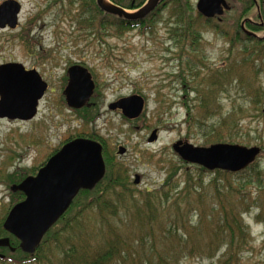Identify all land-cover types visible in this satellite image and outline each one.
Masks as SVG:
<instances>
[{"label": "rangeland", "instance_id": "obj_1", "mask_svg": "<svg viewBox=\"0 0 264 264\" xmlns=\"http://www.w3.org/2000/svg\"><path fill=\"white\" fill-rule=\"evenodd\" d=\"M5 1L0 0V4ZM15 1L21 5L18 25L13 30H0V65L18 63L26 70H35L47 84V89L38 104L36 117L31 121L0 118V239L8 238L11 244V235L3 230L2 225L10 209L24 199L22 193L11 191V186L20 184L26 178L22 176L27 170L36 168L32 175L35 176L49 157L68 141L83 138L105 143L103 179L110 169L112 177L124 183L128 207L129 199L136 204L134 208H142L143 199H146L149 206L157 210V220L149 231L135 225L125 227L126 221L132 220V210L120 209L118 212L123 221L121 227H125L122 233L130 235L138 254L166 256L171 253L174 256L173 252H176L179 253V264H220L218 260L225 247H217V242L212 239L219 224L218 213L222 214L213 209L218 201L213 195L216 187L212 181L217 176L207 170L201 173V167L183 162L172 150V145L178 141L203 148L217 144L214 143L216 134H205L212 124L225 119L227 126L216 132L226 142L218 144L260 148L256 163L264 177V140L260 139L264 136V66L257 77L248 68H234L233 76L217 87L216 99L209 103L205 112L200 103V96L203 93L208 95L204 80L210 78L214 70L227 65L224 62L230 49L227 37L232 36L239 22L235 16L240 6L234 0H226L230 7L234 5L233 9L226 12L221 21L210 19L212 28L200 25V35L192 46L193 51L187 43L176 41L171 35L173 19L169 15L173 5L169 0H166L165 9L150 23L121 36H115L113 29L102 33L104 28H98V17L90 0ZM188 1L196 16L198 0ZM256 1L257 9L261 2ZM105 3L110 4L108 0ZM244 19L256 22L251 14ZM215 27L218 28L216 31ZM255 36L263 39L264 31ZM72 65L83 66L91 75L95 88L88 102L89 108L72 110L66 105L63 96L67 86L65 75L66 69ZM240 75L245 82L242 85L235 81ZM246 92L258 93L261 104L248 103ZM130 96H139L144 101L138 118L128 120L119 110H108L109 104ZM188 112L194 119L187 120ZM153 131H156V140L149 143ZM118 148H123L125 153L118 155ZM243 171L228 176L233 187L240 191L236 189L233 195L225 194L222 207L231 211L229 206L232 205L234 210L239 209L240 219L249 231V248L240 253L238 264H264V225L256 219L258 207L250 204L244 207L243 200H238L243 197L245 202L246 198L250 201L252 196L246 197L249 192L254 199L259 197L257 204L264 207V195L258 196L254 185L247 184L246 176L241 174ZM10 176L19 181L11 184L10 179H6ZM136 176L138 184H134ZM188 176L191 178L189 182L186 181ZM169 177L174 182L173 196L183 193L186 187L193 191L202 184L203 189H199L202 190V200L198 203L192 198L187 200L189 204L182 200L177 204L180 208L177 214L174 212L177 205L159 203L153 193L161 188L166 192ZM216 186H224L222 178ZM203 212L208 220L201 225L198 216ZM171 225L187 235L186 250L166 249V231ZM1 230L6 235H2ZM223 230L220 225L218 231ZM139 238L144 242L153 239V252H150L149 244L140 247L143 244ZM7 251L11 252L8 248H0L3 257ZM0 264L17 263L0 260Z\"/></svg>", "mask_w": 264, "mask_h": 264}, {"label": "trees", "instance_id": "obj_2", "mask_svg": "<svg viewBox=\"0 0 264 264\" xmlns=\"http://www.w3.org/2000/svg\"><path fill=\"white\" fill-rule=\"evenodd\" d=\"M108 1L122 9H137L147 0ZM132 1L134 2V6H131ZM169 1L173 5L169 15L173 19L172 37L176 41L179 40L187 43L188 48L194 51L195 48L192 46L198 41L200 25L202 24L212 28L209 24L211 20L204 19L198 13L194 16L188 0ZM259 1L261 3L256 9V0H234V3L236 2L240 6L239 13L235 16L239 22L235 26L232 36L227 37L229 38L228 44L230 47L228 51L229 57L224 60L227 65L217 71L214 70L212 72L213 75L204 80L208 95L203 93L200 96L202 111L205 112L209 107V103L215 101L216 96L214 94L218 91L217 87H221L225 79L231 75L233 76L234 68H248L254 77H257L262 71L261 68L264 66V37L262 39L255 36L256 33L264 31V4L262 3L264 0ZM90 2L94 7L93 11L97 14L96 17H98V28H104L102 33L106 30L113 29L115 36H121L125 32L134 29L135 25H139L140 28H143L145 25L142 24L144 20L127 22L116 16L103 13L98 8L96 0H90ZM233 7L234 5L231 9ZM248 14H251V18L257 23L250 19H244ZM93 19L94 17L91 20ZM217 29L216 27L214 28L215 31ZM221 34L225 36L223 33ZM235 81L236 84L238 83L240 85L245 83L241 80V75L239 77L237 76ZM246 85L248 84L246 83ZM245 97L247 102L252 105L261 104L262 98L256 92H246ZM83 115L87 118L86 114ZM192 119H194V116L188 112L187 120ZM217 122L218 124H212L210 126V131L206 132L205 135L216 134L215 136L213 135L214 143L218 144L226 141L222 140L216 131L225 128L227 123L225 119H219ZM236 127L238 125H235ZM262 133L264 134V129ZM260 139L263 141L264 136ZM106 163L109 167L108 160H106ZM36 170V168H33L31 171L27 170L22 177L31 176L35 174ZM205 171L203 168L200 169L201 173ZM212 173H215L217 176V179L213 180L212 184L216 187L213 190V195L216 201H218L215 206L216 208L214 207L213 209L222 212V214L218 213L220 217L219 224L215 227L212 239L217 242V247H220V245L225 247V252L218 262L220 264H238L241 261L240 253L249 248V231L240 219L241 214L238 212L239 209L235 208L234 210V206L230 205L231 211L234 210V213H232L229 209L224 210L222 205L224 204L225 194L233 195L236 189L238 191L240 189L233 187V184L228 179V176H231L230 173L217 170ZM241 174L246 176L245 180L249 186L254 185L258 191V196L264 195V177L256 161L246 168L245 171L241 172ZM13 177L15 176H10L6 179H10L11 184L17 183L19 180L17 178L13 180ZM219 178L223 179L224 186L221 188L216 186ZM253 178L255 181H253ZM190 179V176H188L186 181L189 182ZM124 186V183L119 178L112 177V172L109 169L108 176L102 179L94 189L91 191H80L67 212L44 236L39 248L33 255L21 252L18 249L17 240L10 236L11 246L17 248V251L12 254H9L11 252L7 251L8 253L3 258H0L1 262H13L17 264H179L177 258V254L179 253L173 252L174 256L171 253L166 256L138 254V251H135L133 247L134 243L129 237L130 235L124 236L125 234L122 233V230L125 227L131 226L133 228V225H135L138 229L147 228L149 231L151 224L157 220V210L149 206V202L146 199H143L142 208H134L136 204L132 199L128 201L131 208L126 205L127 200L125 199V195L128 192L125 191ZM165 187L166 192L161 188L153 193L156 200L161 204L170 202L174 206L180 204L182 200L185 202L195 198L198 203L199 200H202V190H199L203 189L202 184H199L198 189H194L193 191H189L188 187H186L183 193L179 192V194H175L176 197L174 199L172 197L175 195L173 196L171 193L175 188L171 177L166 179ZM247 196H252V199L248 201L246 198L245 202L243 197H239L238 200H243L241 204L244 207L248 204L258 207V217L256 219L258 221L260 220L261 224L264 225V207L262 205L258 206L257 204L259 197L254 199V195L249 194V192H247ZM186 203L189 204L190 202L187 201ZM120 209H130L133 213L130 215L132 220L126 221L124 228L121 227L123 226V221L118 216ZM174 210H176L174 212L177 214V211L180 210L179 205ZM206 220H208V216L205 212L198 216V221L201 225H204ZM117 221L121 222V225H118ZM220 225L223 226V231H218ZM168 229L166 231V249L172 248L174 251L186 250V244L189 241L187 235L179 232V229L174 225H171ZM1 234L6 235L2 230ZM138 241L143 244L140 247L149 244L150 252H153L155 248L153 239L150 240L149 238V242H144L143 238H139ZM187 255L191 256L190 254Z\"/></svg>", "mask_w": 264, "mask_h": 264}, {"label": "water", "instance_id": "obj_3", "mask_svg": "<svg viewBox=\"0 0 264 264\" xmlns=\"http://www.w3.org/2000/svg\"><path fill=\"white\" fill-rule=\"evenodd\" d=\"M159 0H148L135 12L96 0L98 8L106 14L127 21L144 19L154 10ZM197 13L210 20L220 18L230 10L226 0H198ZM21 5L15 0L0 4V30H13L18 25ZM250 34V33H249ZM68 83L64 89L68 108L79 110L89 106L94 91V83L87 69L73 66L68 70ZM47 84L35 70H26L21 64L0 65V118L30 121L36 117L38 104L43 98ZM144 101L139 96H130L108 105V110H119L128 120L140 116ZM156 140V131L148 142ZM172 150L187 164L199 166L207 171L237 173L253 164L261 153L258 147H244L233 144H214L209 147H194L178 141ZM125 150L120 148L119 155ZM105 165L102 147L89 139L78 138L64 144L52 155L35 176L25 178L14 185L12 191L24 195V200L16 204L8 213L3 230L19 242V249L33 255L46 233L67 212L80 191L92 190L104 177ZM139 183L138 176L134 184ZM0 248L15 249L8 238L0 239Z\"/></svg>", "mask_w": 264, "mask_h": 264}, {"label": "flooded vegetation", "instance_id": "obj_4", "mask_svg": "<svg viewBox=\"0 0 264 264\" xmlns=\"http://www.w3.org/2000/svg\"><path fill=\"white\" fill-rule=\"evenodd\" d=\"M148 1V0H147ZM147 1L143 4V5H141L140 7H138L137 9H125V10H130V11H132V12H135V11H137V10H139L142 6H144L146 3H147ZM227 2V1H226ZM131 6H134V2L132 1L131 2ZM165 7H166V0H159V2L157 3V5H156V7L154 8V10L152 11V12H150L144 19H142V20H144V22H142V24H146V23H150V20H153L155 17H157V15L158 14H160L161 12H162V10L163 9H165ZM224 14H225V12H224ZM121 19H123V18H121ZM213 19H217V18H213ZM123 20H125V19H123ZM142 20H136V21H142ZM218 20V19H217ZM125 21H127V20H125ZM136 21H133V22H136ZM219 21V20H218ZM127 22H130V21H127ZM140 23V22H139ZM147 25V24H146ZM134 26V25H133ZM145 26V25H144ZM138 28H140L139 27V25H135V28L134 29H138ZM73 66H80V65H72V66H70L69 68H67L66 69V75H65V78H66V81H67V83H68V80H69V77H68V70L71 68V67H73ZM80 67H83V66H80ZM84 68V67H83ZM63 96H64V91H63ZM65 98V97H64ZM108 107V106H107ZM85 109L86 108H89V106L88 107H84ZM69 109H72V108H69ZM72 110H74V109H72ZM19 121V120H18ZM31 121V120H30ZM97 140V139H96ZM97 143H99L100 145H101V147H102V154H103V151H104V153H105V151L107 150V148L105 149L104 148V146H105V143L104 142H98V140H97ZM118 150H119V148H118ZM117 150V151H118ZM109 151V150H108ZM107 153V152H106ZM118 154V153H117ZM54 155V154H53ZM119 155V154H118ZM50 158V157H49ZM111 158H113V157H111ZM114 159V158H113ZM47 162V161H46ZM45 162V163H46ZM45 165V164H44ZM39 170V169H38ZM32 176V175H31ZM14 186V185H13ZM13 186H11V191H12V187ZM13 192H16V191H13ZM24 200V199H23ZM22 200V201H23ZM15 206V205H14ZM13 206V207H14ZM12 207V208H13ZM11 208V209H12ZM10 209V210H11ZM10 212V211H9ZM8 212V213H9ZM8 215V214H7ZM7 217V216H6ZM16 251V250H15ZM14 251V252H15ZM0 258H3V254L2 253H0Z\"/></svg>", "mask_w": 264, "mask_h": 264}]
</instances>
